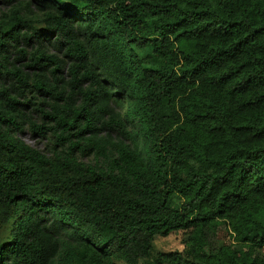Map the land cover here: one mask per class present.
<instances>
[{"label":"trees","instance_id":"obj_1","mask_svg":"<svg viewBox=\"0 0 264 264\" xmlns=\"http://www.w3.org/2000/svg\"><path fill=\"white\" fill-rule=\"evenodd\" d=\"M0 3V264H264V0Z\"/></svg>","mask_w":264,"mask_h":264},{"label":"rangeland","instance_id":"obj_2","mask_svg":"<svg viewBox=\"0 0 264 264\" xmlns=\"http://www.w3.org/2000/svg\"><path fill=\"white\" fill-rule=\"evenodd\" d=\"M0 8H3V3H0ZM27 143L36 146L40 149L45 148V140L34 135L31 131L25 130L19 133ZM7 234V227L0 228V238H4ZM187 237V230L179 229L171 231L167 235L156 234L153 238L154 249L157 251L182 250L185 247V238ZM120 264H125L122 259H118Z\"/></svg>","mask_w":264,"mask_h":264}]
</instances>
